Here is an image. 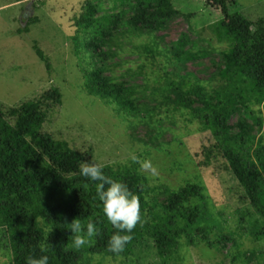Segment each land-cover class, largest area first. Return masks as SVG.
Listing matches in <instances>:
<instances>
[{"label":"trees","instance_id":"16d2710c","mask_svg":"<svg viewBox=\"0 0 264 264\" xmlns=\"http://www.w3.org/2000/svg\"><path fill=\"white\" fill-rule=\"evenodd\" d=\"M110 1L115 2L116 10L118 6L121 9L97 17L103 0L95 1V5L88 1L89 12L78 21L82 39L87 41L84 47L103 65L117 55L114 48L120 40L152 36L180 15L189 21L203 15L215 18L214 28L220 40L232 42L224 55L226 66L220 72L217 88L210 90L203 82L189 84L187 79L175 81L166 72V87L158 92L166 99L169 110L189 111L194 120L201 122V130L211 133L213 139L199 156L202 166L214 167L211 171L223 167L220 175L214 176L217 180H211L217 184L215 190L221 203L227 202L221 214L230 210V217L241 224L240 228L254 236L253 242L264 239V135H254V127L247 122L253 119L262 127L253 107L264 104V15L253 18L244 13L239 9L240 0ZM196 5L203 10H196ZM75 37L79 42L81 36ZM188 43L187 35L178 41L176 60L185 62L191 58L186 56L191 52L184 50ZM34 48L51 70L46 52L38 43ZM141 73L142 67L135 75ZM87 79L91 94L116 103L126 113L138 115L147 106L141 102L136 84L107 76L103 66L93 69ZM63 102L59 87L16 105L0 101V252L7 251L11 264H26L28 258L44 255L50 264H93L96 259L130 257L139 241L151 237L162 260L173 259L186 245V233L200 225L201 201L206 199L202 186L189 183L177 190L169 186L156 188L138 166L104 165L107 176L126 183L139 197L142 214V222L134 229L133 240L125 250L119 254L110 252L108 241L117 230L103 213L95 185L79 175L82 163L95 161L94 147L79 150L44 129ZM237 114H243L245 119L239 120L240 130L234 134L230 120ZM225 171L238 182V192L226 183ZM74 219L84 225L93 222L99 230L91 244L79 250L72 247L73 236L66 228V223ZM204 230L196 228L194 232ZM222 234L218 243L240 242L236 234ZM207 241L212 244L209 237Z\"/></svg>","mask_w":264,"mask_h":264},{"label":"rangeland","instance_id":"374dc122","mask_svg":"<svg viewBox=\"0 0 264 264\" xmlns=\"http://www.w3.org/2000/svg\"><path fill=\"white\" fill-rule=\"evenodd\" d=\"M90 1L95 5L97 0H0V101L16 105L59 87L64 102L44 124L45 130L79 150L93 146L97 163L114 168L138 166L150 178L152 187L177 190L189 183L199 184L206 195L201 201L200 225L186 233V245L173 259L163 261L154 239L147 237L136 244L130 257L96 259L94 263L264 264V239L253 242L254 236L240 228L241 224L230 217V210L220 212L227 202L221 203L217 196L214 176H219L223 167L211 171L214 167L207 169L200 164L199 153L209 146L211 133L201 130V122L194 120L189 111L169 110L166 99L158 92L166 87V72L175 81L187 79L189 84L203 82L210 90L217 88L220 72L226 66L224 55L232 42L220 40L214 28L215 18L203 15L189 21L180 15L152 36L120 40L114 48L117 55L103 65L84 47L87 41L82 39L84 34L78 24L80 17L88 14ZM114 3L103 0L104 6L97 9L96 16L120 10L121 6L116 10ZM239 5L253 18L264 15V0H240ZM196 6L199 12L203 10ZM76 35L81 36L79 42ZM186 35L189 43L184 50L191 52L186 55L191 58L184 62L176 60L174 51ZM35 43L49 57L51 70L37 55ZM153 46L155 51L150 50ZM100 66L106 68L107 76L137 85L141 102L147 105L138 115L126 113L116 103L89 92L87 76ZM141 67L143 73L135 75ZM253 108L262 127L253 119L247 122L259 137L264 135V104ZM241 118L245 116L237 114L231 118L232 133L239 132ZM223 175L238 192L233 175L229 171ZM196 228L205 230L196 234ZM224 232L236 234L240 242L218 243ZM206 236L212 244H208ZM10 260L7 251L0 252V264H11Z\"/></svg>","mask_w":264,"mask_h":264},{"label":"clouds","instance_id":"9594fccd","mask_svg":"<svg viewBox=\"0 0 264 264\" xmlns=\"http://www.w3.org/2000/svg\"><path fill=\"white\" fill-rule=\"evenodd\" d=\"M79 175L92 182L102 204L107 221L117 230L108 241V250L114 254L122 253L133 240V231L142 222L141 205L126 183L114 180L104 172V165L95 161H86L79 167ZM72 233V247L79 250L89 246L98 234L95 223L82 224L79 219L66 223ZM26 264H50L47 255L40 258L30 257Z\"/></svg>","mask_w":264,"mask_h":264}]
</instances>
